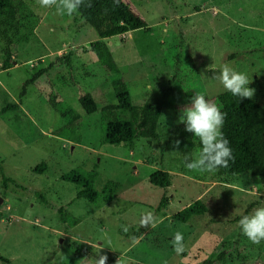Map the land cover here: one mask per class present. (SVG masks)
I'll list each match as a JSON object with an SVG mask.
<instances>
[{"label":"rangeland","instance_id":"374dc122","mask_svg":"<svg viewBox=\"0 0 264 264\" xmlns=\"http://www.w3.org/2000/svg\"><path fill=\"white\" fill-rule=\"evenodd\" d=\"M122 1L151 31L104 42L133 104L161 108L158 139L102 144V124L129 115L103 118L102 108L116 99L88 48L97 33L79 13L58 15L54 7L23 0L38 17L30 41L19 40L23 29L0 37V113L19 104L0 114L6 178L0 174V264H92L100 248L107 264H264V241L253 244L239 226L242 216L264 207L261 180L249 173L221 178L189 170L178 153L165 150L171 129L182 124L188 92L219 106L217 96L226 90L215 76L225 64L252 80L251 99L264 108V0ZM84 93L93 96L96 113L81 109L78 98ZM55 100L78 113L79 122L67 126L51 107ZM193 142L190 159L201 150ZM40 164L44 169L34 171ZM76 168L98 172L96 203L76 198L75 187L62 180ZM158 170L169 173L165 190L149 182ZM105 186L113 191L109 203L102 200ZM162 196L167 203L159 212ZM196 200L205 214L186 223L172 219ZM145 213L154 215L156 228L140 227ZM177 231L184 236L180 254L171 243Z\"/></svg>","mask_w":264,"mask_h":264},{"label":"trees","instance_id":"16d2710c","mask_svg":"<svg viewBox=\"0 0 264 264\" xmlns=\"http://www.w3.org/2000/svg\"><path fill=\"white\" fill-rule=\"evenodd\" d=\"M85 2L87 3L88 0ZM91 4L90 8L82 6L78 13L85 23L97 33L98 40L91 42L88 48L95 54L98 63L106 72L116 99V104H108L102 108L103 118H111L114 113H119L120 116L122 114L129 115L128 120L108 119L105 121L102 124L101 142L108 145H120L121 143L132 145L137 138L158 139L157 126L161 108L152 104L142 106L133 104L121 70L104 42L105 39L130 31L143 29L150 32L151 30L145 21L122 0H119L118 5L113 0H91ZM25 11L29 12L30 10L23 0H0V12L2 13L0 16V37L6 35L9 30L16 32L23 29L19 40L21 43L30 41L38 17L31 11L29 13ZM9 60L10 58L5 60V66ZM33 82L32 78L23 85L21 96L24 95L26 86ZM187 94L190 100L195 96L192 92ZM217 101L222 112L227 114L222 131L230 142L235 161L230 162L229 168H222L214 174L221 178H233L243 173H249L259 178L264 186V108L252 99L239 101L238 97H234L228 91L218 95ZM78 103L87 115L94 114L98 110L96 101L90 93L81 94ZM51 107L63 121H67V126H71L76 121L79 122L81 118L65 102L51 101ZM18 108L19 104H8L0 114L7 109L17 110ZM177 140L180 142L178 148L175 146ZM194 140L198 139L194 138L192 133L185 131L184 124L176 125L169 133L165 150L168 153H178L185 161V156L191 158ZM197 145L201 147L199 140ZM44 167V164H40L34 171H42ZM0 174L6 180L1 163ZM97 177L98 172L95 170L86 172L76 168L64 174L62 180L75 187L76 198L96 203L100 198V194L95 189ZM149 182L154 187L165 190L170 186L169 173L166 170H158L150 175ZM102 200L105 203L113 200L111 186L104 187ZM166 203V198L162 196L157 211L160 212L164 209ZM206 211L205 205L200 200H196L173 214L172 219L176 222L186 223L192 217L201 216Z\"/></svg>","mask_w":264,"mask_h":264},{"label":"clouds","instance_id":"9594fccd","mask_svg":"<svg viewBox=\"0 0 264 264\" xmlns=\"http://www.w3.org/2000/svg\"><path fill=\"white\" fill-rule=\"evenodd\" d=\"M119 4V0H113ZM43 8L56 9L58 15L73 16L81 7H92L91 0H37ZM224 87L239 101L251 99L255 89L249 87L252 80L243 72H238L225 64L218 75L215 76ZM226 113L222 112L215 103L207 100L204 95L197 94L191 97L188 106L182 109L179 122L185 125V131L192 133L201 144V150L197 158L190 159L185 156V167L189 170L216 173L220 169L230 167V162L235 161L233 150L229 140L224 136L222 128L225 124ZM179 141L175 146L179 147ZM242 234L253 244L259 245L264 241V207H258L250 215H244L239 220ZM140 227L154 229L157 227L156 219L152 213L142 214ZM123 230L128 232V228ZM184 236L181 232H175L171 241L173 251L180 254L184 251ZM97 252V257L92 259V264H107V255Z\"/></svg>","mask_w":264,"mask_h":264},{"label":"water","instance_id":"95a60500","mask_svg":"<svg viewBox=\"0 0 264 264\" xmlns=\"http://www.w3.org/2000/svg\"><path fill=\"white\" fill-rule=\"evenodd\" d=\"M122 144V143H121ZM0 204H1V199H0Z\"/></svg>","mask_w":264,"mask_h":264},{"label":"crops","instance_id":"0c3cea01","mask_svg":"<svg viewBox=\"0 0 264 264\" xmlns=\"http://www.w3.org/2000/svg\"><path fill=\"white\" fill-rule=\"evenodd\" d=\"M127 34V33H126Z\"/></svg>","mask_w":264,"mask_h":264}]
</instances>
